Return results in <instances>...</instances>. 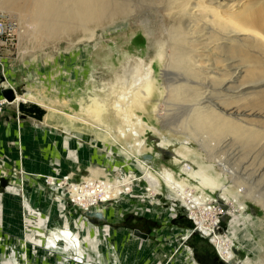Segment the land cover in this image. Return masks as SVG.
I'll use <instances>...</instances> for the list:
<instances>
[{
  "label": "bare ground",
  "instance_id": "1",
  "mask_svg": "<svg viewBox=\"0 0 264 264\" xmlns=\"http://www.w3.org/2000/svg\"><path fill=\"white\" fill-rule=\"evenodd\" d=\"M133 1L1 0L0 9L13 16L6 10L7 7L26 6L30 8L44 32L53 35L61 33L72 39L73 34L78 38L90 36L91 34H87L86 30L92 24L102 28L105 33L107 30L117 31L129 27L137 4L136 2L134 5ZM159 1L163 3L164 15L169 20V22L165 20L162 26V31L166 33V41L163 44L168 50L166 69L162 71V75L166 77L169 91L167 99L175 100L164 101L159 109L161 111L159 118L163 121L165 129L177 133L179 138H182V144L185 146L182 150H177L180 157L185 158L193 153L200 155L202 159L199 168L196 169L193 163L185 160L182 161L181 172L188 174V177H183L182 173H179L178 177L167 168L162 172H155L151 155L131 161V154L126 151L125 154L131 163L127 169L131 171L121 183L111 174L103 172L101 168L85 165L84 162L80 163L93 174L92 178L85 177L86 182L77 183L73 173L69 171H60L61 173L58 174L51 172L53 174L48 175L50 177L46 181H50L51 185H54L52 188L58 192L57 199L61 208L67 206L69 200L76 206L84 207L87 210L86 215L80 216L78 224L74 223V227L68 217H64L63 224L61 223L57 230L49 225L52 219L50 215L44 214L43 209L37 204L31 206L27 199L25 210L28 224L33 225V218L37 219L43 215L41 220L43 224L37 232L41 236L36 239L29 234L12 243L8 251L4 252L3 264H31L26 258L30 254L29 248L33 246L36 248L38 245L40 247L38 246L37 249L47 256L52 253L59 255V259L63 260L61 264H96L94 262L96 260L98 264H128L116 252L118 244L112 242V234L115 231L110 230L108 226H92L90 220L104 222L108 220L109 212L121 209L124 195L130 198L137 193L135 189L137 180L147 183L145 190H148L146 195L150 201L148 200L147 203L150 204L146 206L149 210L160 209L163 212L161 218L167 222L182 215L180 219L190 226L182 233L183 235H178L179 247H183L184 243L189 244L194 237L202 236L208 238L209 244L214 246V251L224 261L253 264L249 257L245 262L237 260L234 246L235 242H239L247 252H254L255 260L264 261L262 256L264 244L257 241L254 236L257 234L261 240L264 239V218L243 214L245 199L248 198L264 208V171L262 170L264 159L261 160L260 167L255 169H252L251 160L246 164L235 166L231 162L232 152L227 150L240 139H243L244 143L264 142V87L262 88L264 86V14L260 13L259 9L253 8L250 3L253 0H249V3L246 0ZM17 20L21 26L19 17ZM79 28L84 33L79 34ZM19 35L22 36V33ZM139 64L118 75L116 81L110 83V96L102 100L97 96H89L88 100L83 95H76L78 93L76 91V94L67 98L66 106L60 108L57 103L58 98L55 99L54 96L52 97L54 99L47 100L31 89L16 94L13 86L4 87L2 91L11 90L14 99L9 100L3 94L0 100L7 99L16 106L37 101L52 109L53 112L49 116L53 119L55 117L56 122L64 125L67 130L75 129L85 138H88V134L94 133L97 140L103 141L104 144L107 140L115 143L117 141L115 138L125 137L128 132L136 140L135 145L129 144V149L136 147V150L141 152L145 142L140 139L146 129H152L160 135L163 133L158 127L149 125L135 111L137 108L148 111L145 99L152 96L156 85V76H154L156 71H153L152 65L145 66L143 60ZM2 74L5 77V73ZM75 101L80 105V108H76L78 113L66 112ZM3 102H0V111L3 110ZM108 115L119 116L125 123V126L119 125L115 137L107 132V128L111 127ZM169 141L165 138L162 144ZM187 141L198 143L203 153L207 154L193 150L187 145ZM112 150L114 149L110 146V152ZM256 151L258 152L259 149ZM107 156L106 154V158ZM175 159L178 161L177 158ZM96 176L100 178L99 181L94 180ZM191 178L199 180L198 185H194ZM224 179L231 180L236 190L232 199L229 198L228 193L231 191ZM163 184L168 189L169 199L173 202L167 209L154 202V197L162 194ZM209 188L214 193L219 190L227 197L228 203L239 205L238 209L232 211L233 217L225 235H220L219 217L215 219L213 217L211 220L218 208L216 204L214 206L212 204L218 201L209 194ZM118 195L121 201L111 202L117 199ZM84 200H87V203L81 204ZM97 212L101 213L100 217L90 214ZM102 232L103 237L97 236ZM91 238H96L109 255L102 250L101 257L89 258L85 250L87 245L90 247ZM139 240L140 243L137 245L142 246L147 242L151 255L158 256L160 250L155 252L156 247L149 239L139 238ZM0 241H5V238H0ZM36 243L40 244L36 246ZM187 250V256L195 264L193 251ZM160 257L162 256L157 259ZM157 259L146 258L145 264H156L159 260Z\"/></svg>",
  "mask_w": 264,
  "mask_h": 264
},
{
  "label": "rangeland",
  "instance_id": "2",
  "mask_svg": "<svg viewBox=\"0 0 264 264\" xmlns=\"http://www.w3.org/2000/svg\"><path fill=\"white\" fill-rule=\"evenodd\" d=\"M141 2L140 0L132 2L134 5L136 4V10L131 17L129 27L117 31L107 30L105 33L102 28L92 24L86 30L87 34H91L90 36L78 38L73 34V36L71 35L72 39L67 35H61V33L53 35L50 32H44L30 8L26 6L6 8L10 11L9 13L21 20L19 34L22 33V36L19 35V42L11 51L1 54L0 60L3 65L0 64V99L3 95L2 89L13 86L16 94L31 89L32 92L47 100L58 98L57 103L60 108L66 106L67 98L76 94V91H78L76 95H83L88 100L89 96H97L102 100L110 96V83L115 82L118 75L124 74L125 70L139 66L140 61L143 60L145 66L151 64L153 71H156L154 73L156 85L154 84L155 90L149 97L150 100L145 99L148 111L141 108H137L135 111L149 125L161 129L163 135L152 129H146L143 134L141 133L140 140H144L145 147L140 152L136 150V147L129 149V144L135 145L136 140L128 132L125 137L117 135L115 143H110L107 140L108 144H104L103 141L97 140L94 133L88 134V138H85L83 134L80 136L75 129L67 130L64 125L56 122L55 117L53 119L49 116L53 112L52 109L37 101L21 103L16 106L7 99L0 100V102L4 101L0 118L5 111L7 121H15L13 134L8 133L7 128L0 123V238H5V241H0V264H3L4 252L8 251L12 243L19 241V238L27 237L29 234L36 239L41 236L37 232L40 231V226L43 224L41 221L43 215L38 217V220L33 218V225L28 224L25 210L27 199L31 206L37 204L39 208L43 209L44 214L50 215L52 219L49 225L57 230L59 225L63 224L64 217H68L74 227L75 224H78L79 217L86 215L87 210L84 207L76 206L69 200H67V206L61 208L57 199L58 192L52 188L54 185L52 186L50 181H46L50 177L48 175L53 174L51 172L58 174L60 171H69V173H73L77 183L86 182L85 177L92 178L93 174L87 170L86 166H82L81 163L84 162L85 165L101 168L103 172L111 174L121 183L131 171L127 169L131 165L130 160L141 159L146 155H151L150 159L154 162L155 172H162L167 168L179 177V173H182V161L185 160L193 163L196 169L199 168L202 159L200 155L193 153L185 158L180 157L177 150H182L185 146L182 144V138H179L177 133L165 129L163 121L159 118L161 112L159 109L164 101H175L173 98L167 99L169 91L166 77L162 75L168 59V50L163 44L166 41V33L162 31V26L165 20L167 22L169 20L164 15V5L159 0H141ZM246 2L249 3V0ZM250 3L253 8L259 9L260 13L264 14V0H253ZM78 32L79 34L84 33L80 28ZM2 70H4L6 78L2 74ZM140 73L139 69L138 74L140 75ZM53 96L54 98H52ZM76 108H80V105L75 101L66 112L76 114L78 113ZM170 108L173 107L170 106ZM108 119H110L112 130L107 128V132L115 137L120 126L122 124L125 126L124 120L114 115H108ZM134 121H136L135 117ZM165 138L171 142L162 144ZM243 141V139L236 140L235 145H231V149L227 148L229 152H232L231 162L235 166H239L251 160L252 169L260 167L261 160L264 159V142L255 144L254 141L245 142V144ZM187 142V145L193 150L203 153L197 145L198 143ZM110 146L114 149L112 152H110ZM250 149H253L252 154ZM257 149H259L258 152ZM126 151L131 154L132 159L129 160L125 154ZM262 170L264 171V165ZM182 176L188 177V174L182 173ZM96 178L97 176L94 177V180L99 181L100 178ZM191 179L194 185H198L199 180ZM223 181L229 187L231 192L228 195L232 199L236 190L230 182L231 180L224 179ZM146 188V182L137 180L135 187L137 193L130 198L124 195L121 209L109 212V218L104 222L90 220V224L96 227L108 226L110 230L115 231L112 234V242L118 244L116 252L128 264H145L146 258L152 260L159 256L162 257L157 259L156 264H193L190 257L187 256L188 250L186 251V249L192 250L190 244L183 242V247L178 246L180 243L178 235H183L182 233L190 226L180 219L182 215L180 218L176 217L167 222L161 218L160 215L163 212L160 209L149 210L146 205L150 204L147 203L150 199L147 198L148 190H145ZM208 192L218 201L212 204L213 206L216 204L218 208L211 220L213 217V219L219 217L220 235H225L228 233V225L233 217L232 211L238 209L239 205L228 203L227 197L219 190L214 193L209 188ZM168 195V189L163 184L162 194L156 195L154 202H158L157 204L167 209L173 203ZM120 199L121 197L118 195V198L111 202L121 201ZM86 201L84 200L81 204ZM245 205L243 210L245 216L264 218V208L260 204L248 198L245 199ZM183 213L185 212L181 214ZM94 234L96 235V233ZM103 235V232L97 234L99 237H103ZM254 236L257 241L264 244V239L261 240L257 234ZM139 238L149 239L151 244L156 247L154 251L160 250L158 256L151 255L149 252L151 249L148 248L147 242L142 244L144 248L140 244L137 245L140 243ZM91 241L89 242L90 247L87 245V250H85L89 258L101 257L102 250L108 254V251L98 243L96 238H91ZM37 244L40 243H36V246ZM235 244L234 253L238 261L245 262L249 257L253 264H264V261L254 259V252H247L239 242H235ZM37 247L29 248L30 254L26 258L28 261L30 260L31 264H61L63 262L56 253L47 256ZM262 256L264 257V255ZM171 257H173L172 261L169 262ZM94 262L98 264L97 260ZM195 264L197 263L195 262Z\"/></svg>",
  "mask_w": 264,
  "mask_h": 264
},
{
  "label": "built area",
  "instance_id": "3",
  "mask_svg": "<svg viewBox=\"0 0 264 264\" xmlns=\"http://www.w3.org/2000/svg\"><path fill=\"white\" fill-rule=\"evenodd\" d=\"M20 27L15 16L13 17L0 9V59L2 53L11 51L19 42ZM0 64L3 65L1 60ZM3 72L4 70H2Z\"/></svg>",
  "mask_w": 264,
  "mask_h": 264
},
{
  "label": "water",
  "instance_id": "4",
  "mask_svg": "<svg viewBox=\"0 0 264 264\" xmlns=\"http://www.w3.org/2000/svg\"><path fill=\"white\" fill-rule=\"evenodd\" d=\"M3 94L6 96V98H8L9 100L14 99V94L11 90L6 89L3 90ZM96 216H101V213L97 212V213H90ZM202 238V237H200ZM207 246L209 247V256L208 257H204L201 253H199L197 250L193 251V256L194 259L196 260V262L198 264H236V262H227L224 261L223 259H221L216 252L214 251V246L213 245H209L207 244Z\"/></svg>",
  "mask_w": 264,
  "mask_h": 264
},
{
  "label": "flooded vegetation",
  "instance_id": "5",
  "mask_svg": "<svg viewBox=\"0 0 264 264\" xmlns=\"http://www.w3.org/2000/svg\"><path fill=\"white\" fill-rule=\"evenodd\" d=\"M200 237H202V236L194 237V239H192L189 244L191 246L192 251L197 250L204 257H208L209 256V247L207 246V244H209V240H208V238H204V237L200 238ZM195 262H196V260H195Z\"/></svg>",
  "mask_w": 264,
  "mask_h": 264
},
{
  "label": "crops",
  "instance_id": "6",
  "mask_svg": "<svg viewBox=\"0 0 264 264\" xmlns=\"http://www.w3.org/2000/svg\"><path fill=\"white\" fill-rule=\"evenodd\" d=\"M5 114L6 112L4 111V113L2 114L1 118H0V123L2 126H4L5 128H7V132L10 134H13L14 128H15V121H7V119L5 118Z\"/></svg>",
  "mask_w": 264,
  "mask_h": 264
}]
</instances>
